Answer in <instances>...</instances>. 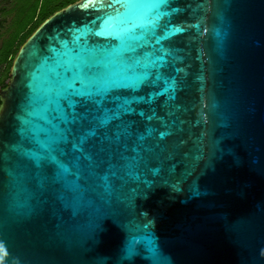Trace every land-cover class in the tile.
Wrapping results in <instances>:
<instances>
[{
  "label": "water",
  "instance_id": "95a60500",
  "mask_svg": "<svg viewBox=\"0 0 264 264\" xmlns=\"http://www.w3.org/2000/svg\"><path fill=\"white\" fill-rule=\"evenodd\" d=\"M0 264H264V0H78L0 88Z\"/></svg>",
  "mask_w": 264,
  "mask_h": 264
},
{
  "label": "flooded vegetation",
  "instance_id": "af4514ba",
  "mask_svg": "<svg viewBox=\"0 0 264 264\" xmlns=\"http://www.w3.org/2000/svg\"><path fill=\"white\" fill-rule=\"evenodd\" d=\"M25 9L26 5L25 3H22V0H0V88L6 86V83L9 79L10 66L16 54L15 53L11 58L9 57L10 65L8 67V70H6L7 61H1V50L5 43L9 40L10 36H12V30L8 31V27L12 23L18 24L20 19L19 13L20 11L24 12ZM36 17L37 14L33 18V20H35ZM30 24L31 22L27 25V27L30 26ZM23 32L24 30L21 31L20 34H22ZM1 84H4V86H1Z\"/></svg>",
  "mask_w": 264,
  "mask_h": 264
},
{
  "label": "rangeland",
  "instance_id": "374dc122",
  "mask_svg": "<svg viewBox=\"0 0 264 264\" xmlns=\"http://www.w3.org/2000/svg\"><path fill=\"white\" fill-rule=\"evenodd\" d=\"M76 1L78 0H22V3H25L26 5V9L24 10V12L20 11V19L18 24L12 23L8 27V31L12 30L11 33H14L9 44L13 42L15 36L19 33V31L26 27L27 23L33 19L34 15L37 14L36 18H38L39 20L41 16L45 15V13H50L49 15H51L56 10L61 9L62 7Z\"/></svg>",
  "mask_w": 264,
  "mask_h": 264
},
{
  "label": "trees",
  "instance_id": "16d2710c",
  "mask_svg": "<svg viewBox=\"0 0 264 264\" xmlns=\"http://www.w3.org/2000/svg\"><path fill=\"white\" fill-rule=\"evenodd\" d=\"M50 13H45V15L41 16V18L38 20V18H35V20H31L30 26L27 27V25L30 23L28 22L26 27H24L21 31L24 30L22 34H20L21 31L15 36L12 43L9 44L11 41L12 36L9 38L10 40L5 43L1 50V61H7L6 70H8V67L10 65V59L9 57H13V55L18 51L20 45L24 42V40L33 32V30L47 17ZM35 17V15H34ZM33 17V18H34ZM6 72V71H5ZM1 86H4V84H1Z\"/></svg>",
  "mask_w": 264,
  "mask_h": 264
}]
</instances>
